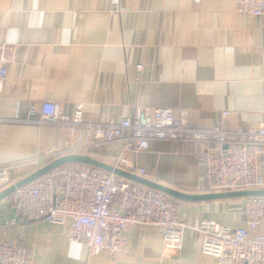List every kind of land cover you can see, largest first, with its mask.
<instances>
[{
	"label": "crops",
	"instance_id": "0c3cea01",
	"mask_svg": "<svg viewBox=\"0 0 264 264\" xmlns=\"http://www.w3.org/2000/svg\"><path fill=\"white\" fill-rule=\"evenodd\" d=\"M237 1L0 0V42L17 47L0 91V166L37 159L42 168L47 149L107 165L121 155L120 142L96 146L54 125L16 121L37 119L45 101L62 103L68 115L82 105L83 120L95 123L149 107L184 110L198 128L264 125V16L237 13ZM196 147L151 141L124 156L145 171L141 178L201 195ZM8 197L0 200V239L25 245L33 264H216L200 253L201 234L185 230L177 253L162 249L151 226L131 227L122 252L88 257L86 244L68 242L62 227L20 220ZM173 202L192 224L245 225L241 198Z\"/></svg>",
	"mask_w": 264,
	"mask_h": 264
},
{
	"label": "built area",
	"instance_id": "2783aa9c",
	"mask_svg": "<svg viewBox=\"0 0 264 264\" xmlns=\"http://www.w3.org/2000/svg\"><path fill=\"white\" fill-rule=\"evenodd\" d=\"M235 10L263 17L264 0H238ZM16 50V46L0 42V91L8 67L15 62ZM187 119L184 110L175 114L171 108L139 107L116 122H87L82 105H76L68 115L62 103L45 101L37 119L16 121L54 125L96 146L120 142L121 155L111 166L139 177L145 171L127 160L125 153L147 150L151 141L194 143L195 156L204 167L199 179L204 193L264 191V125L198 128ZM41 155L47 164L62 157L61 151L54 149ZM26 167L29 171L19 175L18 169ZM39 169L37 159L21 166H0V192ZM241 199L244 227L233 229L211 220L192 224L183 219L181 207L167 194L83 163L59 166L8 197L20 220L62 227L68 242L86 244L88 257L122 252L131 227L151 226L161 235L162 249L178 253L184 231L190 230L202 235L199 251L215 258L216 264H264V196ZM0 264H33V256L25 245L0 239Z\"/></svg>",
	"mask_w": 264,
	"mask_h": 264
},
{
	"label": "water",
	"instance_id": "95a60500",
	"mask_svg": "<svg viewBox=\"0 0 264 264\" xmlns=\"http://www.w3.org/2000/svg\"><path fill=\"white\" fill-rule=\"evenodd\" d=\"M67 163H83L90 166H94L97 168H100L102 170H105L107 172H112L117 176H120L122 178H125L131 182L147 186L149 188L155 189L157 191L163 192L167 194L172 199H176L179 201H188V202H207L212 200H221V199H232V198H244L249 196H264V191H241V192H228V193H204L201 195H191L182 193L180 191L164 187L161 185H158L154 182L148 181L146 179H143L141 177H138L132 173L117 169L111 165H107L104 163H101L95 159H92L85 155H79V154H72V155H66L62 156L58 159H55L42 167L41 169L35 171L31 175L25 177L24 179H21L20 181L16 182L15 184L11 185L7 189L0 192V200L5 199L6 197L13 194L17 189L23 187L24 185L32 182L36 178H39L41 176H44L50 172H52L54 169H56L59 166H62Z\"/></svg>",
	"mask_w": 264,
	"mask_h": 264
},
{
	"label": "rangeland",
	"instance_id": "374dc122",
	"mask_svg": "<svg viewBox=\"0 0 264 264\" xmlns=\"http://www.w3.org/2000/svg\"><path fill=\"white\" fill-rule=\"evenodd\" d=\"M236 11V10H235ZM238 13V12H237Z\"/></svg>",
	"mask_w": 264,
	"mask_h": 264
}]
</instances>
